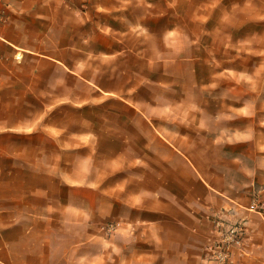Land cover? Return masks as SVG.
<instances>
[{
    "label": "crops",
    "instance_id": "crops-1",
    "mask_svg": "<svg viewBox=\"0 0 264 264\" xmlns=\"http://www.w3.org/2000/svg\"><path fill=\"white\" fill-rule=\"evenodd\" d=\"M87 6L0 0V264H264V86L172 1Z\"/></svg>",
    "mask_w": 264,
    "mask_h": 264
},
{
    "label": "rangeland",
    "instance_id": "rangeland-1",
    "mask_svg": "<svg viewBox=\"0 0 264 264\" xmlns=\"http://www.w3.org/2000/svg\"><path fill=\"white\" fill-rule=\"evenodd\" d=\"M107 1V0H99ZM123 0H116V4ZM153 2L155 0H148ZM181 10V22H205L212 32V45L209 53L217 58H224L228 69L241 70L245 73L244 87L264 86L262 77L252 79L250 72L264 71V0H169ZM71 6L87 7L88 0H67ZM85 11V9L83 8ZM251 97V96H245ZM235 147L236 145H231ZM242 149V148H241ZM250 149L244 144V150ZM226 153L235 148H223ZM250 152V150H249ZM245 152V157L236 161L250 164L252 157ZM226 164L232 162L223 157ZM235 162V161H234ZM155 177V176H154ZM165 178V176H164ZM149 180H153L149 178Z\"/></svg>",
    "mask_w": 264,
    "mask_h": 264
}]
</instances>
